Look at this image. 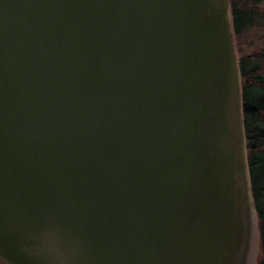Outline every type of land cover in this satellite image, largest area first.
Instances as JSON below:
<instances>
[{"label":"water","instance_id":"1","mask_svg":"<svg viewBox=\"0 0 264 264\" xmlns=\"http://www.w3.org/2000/svg\"><path fill=\"white\" fill-rule=\"evenodd\" d=\"M231 0H0V264H257Z\"/></svg>","mask_w":264,"mask_h":264},{"label":"trees","instance_id":"2","mask_svg":"<svg viewBox=\"0 0 264 264\" xmlns=\"http://www.w3.org/2000/svg\"><path fill=\"white\" fill-rule=\"evenodd\" d=\"M231 1L237 48H240L244 34L253 28L264 27V0ZM258 37L261 38L260 45L239 54V64L248 161L260 231L257 264H264V32Z\"/></svg>","mask_w":264,"mask_h":264},{"label":"rangeland","instance_id":"3","mask_svg":"<svg viewBox=\"0 0 264 264\" xmlns=\"http://www.w3.org/2000/svg\"><path fill=\"white\" fill-rule=\"evenodd\" d=\"M264 32V27L253 28L241 37V46L238 48L239 54L251 51L255 46L260 45L259 34Z\"/></svg>","mask_w":264,"mask_h":264}]
</instances>
